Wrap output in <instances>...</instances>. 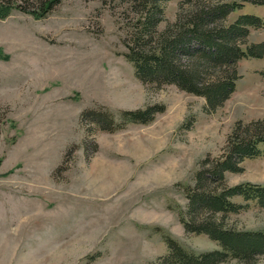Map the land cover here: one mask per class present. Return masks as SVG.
<instances>
[{
  "label": "rangeland",
  "instance_id": "1",
  "mask_svg": "<svg viewBox=\"0 0 264 264\" xmlns=\"http://www.w3.org/2000/svg\"><path fill=\"white\" fill-rule=\"evenodd\" d=\"M180 1L163 3L159 29ZM241 14L263 22L247 41H264V4L244 3L227 22ZM126 20L122 0H62L45 17L13 9L0 18V264H157L161 232L193 252L220 249L185 231L183 188L238 121L264 118V57L240 59L235 90L208 112L202 96L135 76L123 55ZM151 103L164 110L147 124L106 132L79 122L88 108L117 115ZM259 147L241 171L225 172L229 185H264ZM231 199L247 206L227 215L230 227L264 231V207Z\"/></svg>",
  "mask_w": 264,
  "mask_h": 264
},
{
  "label": "trees",
  "instance_id": "2",
  "mask_svg": "<svg viewBox=\"0 0 264 264\" xmlns=\"http://www.w3.org/2000/svg\"><path fill=\"white\" fill-rule=\"evenodd\" d=\"M61 1L0 0V18L13 9L45 17ZM122 1L129 5L123 55L132 64L135 76L144 84L157 87L173 84L182 91L202 96L208 112L221 106L235 90L240 59L264 57V41H247L251 27L263 26L259 17L241 14L227 22L228 15L244 3L264 4V0H181L175 19L166 22L162 29L158 25L164 20L166 0ZM163 110V104L151 103L120 110L115 115L98 106L83 110L79 122L86 130L115 132L128 123H150ZM260 144H264V118L247 123L238 121L221 154L201 159L194 183L183 188L187 204L179 211V220L185 231L206 234L220 249L193 252L161 232L167 252L158 258L157 264H218L231 258L254 264L264 255V231L238 230L226 223L229 213L247 206L232 201L233 196L264 207V185L253 182L229 185L224 176L225 172L241 171L244 159L260 155Z\"/></svg>",
  "mask_w": 264,
  "mask_h": 264
}]
</instances>
